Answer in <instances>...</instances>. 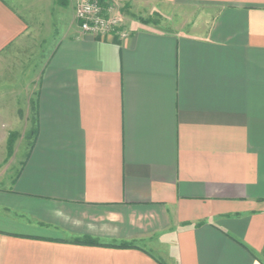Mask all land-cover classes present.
I'll use <instances>...</instances> for the list:
<instances>
[{
    "label": "crops",
    "instance_id": "0c3cea01",
    "mask_svg": "<svg viewBox=\"0 0 264 264\" xmlns=\"http://www.w3.org/2000/svg\"><path fill=\"white\" fill-rule=\"evenodd\" d=\"M107 2L127 36L60 29L18 91L0 264H264V0ZM29 28L0 0V56Z\"/></svg>",
    "mask_w": 264,
    "mask_h": 264
},
{
    "label": "rangeland",
    "instance_id": "374dc122",
    "mask_svg": "<svg viewBox=\"0 0 264 264\" xmlns=\"http://www.w3.org/2000/svg\"><path fill=\"white\" fill-rule=\"evenodd\" d=\"M7 1L22 14L30 28L22 41L11 45L9 51L0 56V110L2 111L0 113V175L13 174L16 168L15 162L23 158L33 141L34 134L31 130L35 128L34 102L26 104L22 100L23 92L20 96L18 91L27 83L35 84L41 67L56 43L60 29L78 25L75 19V7L81 0H74L73 4L69 0L68 2L67 0ZM99 1L106 6L107 0ZM124 1L116 0L114 7L117 6L126 16L137 17L158 27L160 15L148 13V9L134 11L135 7L130 6V3L125 4ZM21 63H24L22 72L19 71ZM15 96L16 101H14ZM10 108H13L15 115L20 118H10ZM11 134L12 151L8 154L7 140ZM4 185L5 183H0L1 187Z\"/></svg>",
    "mask_w": 264,
    "mask_h": 264
},
{
    "label": "built area",
    "instance_id": "2783aa9c",
    "mask_svg": "<svg viewBox=\"0 0 264 264\" xmlns=\"http://www.w3.org/2000/svg\"><path fill=\"white\" fill-rule=\"evenodd\" d=\"M113 11L112 4L104 6L99 0H81L75 7V19L82 33L97 36L113 33L124 38L128 31Z\"/></svg>",
    "mask_w": 264,
    "mask_h": 264
},
{
    "label": "trees",
    "instance_id": "16d2710c",
    "mask_svg": "<svg viewBox=\"0 0 264 264\" xmlns=\"http://www.w3.org/2000/svg\"><path fill=\"white\" fill-rule=\"evenodd\" d=\"M32 133L34 134L33 137L35 136V132H36V129L34 128L33 130H31ZM12 134H11V137L9 136L8 137V140H7V153L10 154V152L12 151ZM85 239H90V238H85ZM120 245L122 246H131V244L129 243H126V242H122L120 243Z\"/></svg>",
    "mask_w": 264,
    "mask_h": 264
}]
</instances>
